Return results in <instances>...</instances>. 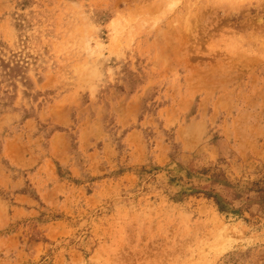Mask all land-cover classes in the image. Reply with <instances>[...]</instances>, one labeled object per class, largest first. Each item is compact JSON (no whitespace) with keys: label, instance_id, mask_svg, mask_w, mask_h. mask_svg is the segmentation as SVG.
Segmentation results:
<instances>
[{"label":"rangeland","instance_id":"374dc122","mask_svg":"<svg viewBox=\"0 0 264 264\" xmlns=\"http://www.w3.org/2000/svg\"><path fill=\"white\" fill-rule=\"evenodd\" d=\"M0 264H264V0H0Z\"/></svg>","mask_w":264,"mask_h":264}]
</instances>
